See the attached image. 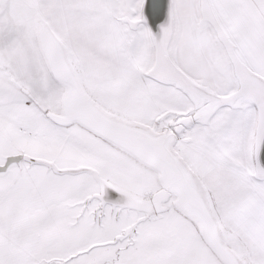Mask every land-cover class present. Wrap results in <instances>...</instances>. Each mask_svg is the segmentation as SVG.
I'll use <instances>...</instances> for the list:
<instances>
[{
  "label": "snow or ice",
  "instance_id": "snow-or-ice-1",
  "mask_svg": "<svg viewBox=\"0 0 264 264\" xmlns=\"http://www.w3.org/2000/svg\"><path fill=\"white\" fill-rule=\"evenodd\" d=\"M144 4L0 0V264H264V0Z\"/></svg>",
  "mask_w": 264,
  "mask_h": 264
},
{
  "label": "water",
  "instance_id": "water-1",
  "mask_svg": "<svg viewBox=\"0 0 264 264\" xmlns=\"http://www.w3.org/2000/svg\"><path fill=\"white\" fill-rule=\"evenodd\" d=\"M154 1L155 0H145V4H144V7H143V14H144V16L146 18L147 24L149 25L151 30L154 32V34L157 35V33H156L157 32V27H155V25H158L160 23V21H158V18H153V16H154L153 13L157 12V10H158L157 8H151L153 6ZM166 1H167V4L169 5V0H166ZM167 10H168V8H167ZM148 16H150L152 18L149 20ZM147 18H148V20H147ZM105 192L106 193H111L114 196L116 195L114 193V190H112L110 188H106Z\"/></svg>",
  "mask_w": 264,
  "mask_h": 264
},
{
  "label": "bare ground",
  "instance_id": "bare-ground-1",
  "mask_svg": "<svg viewBox=\"0 0 264 264\" xmlns=\"http://www.w3.org/2000/svg\"><path fill=\"white\" fill-rule=\"evenodd\" d=\"M167 1L166 0H155L153 3V6L151 8H157V12L153 13V18H158V21H160V23L158 25H155V27H157V36L160 33V25L165 24L168 19V6H167ZM149 20L152 18L150 16H148ZM147 18V20H148ZM152 31V30H151ZM153 32V31H152ZM154 33V32H153ZM155 35V34H154Z\"/></svg>",
  "mask_w": 264,
  "mask_h": 264
},
{
  "label": "rangeland",
  "instance_id": "rangeland-1",
  "mask_svg": "<svg viewBox=\"0 0 264 264\" xmlns=\"http://www.w3.org/2000/svg\"><path fill=\"white\" fill-rule=\"evenodd\" d=\"M147 26L149 27V25L147 24ZM150 28V27H149ZM151 29V28H150Z\"/></svg>",
  "mask_w": 264,
  "mask_h": 264
}]
</instances>
